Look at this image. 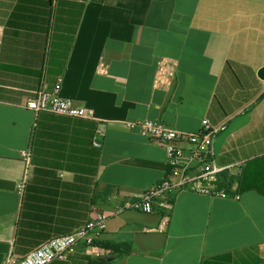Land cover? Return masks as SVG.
<instances>
[{"label": "crops", "instance_id": "obj_1", "mask_svg": "<svg viewBox=\"0 0 264 264\" xmlns=\"http://www.w3.org/2000/svg\"><path fill=\"white\" fill-rule=\"evenodd\" d=\"M162 59L176 63L169 91L154 88ZM262 67L264 0H0V264L99 213L101 242L129 247L107 264H264ZM59 79L93 119L26 108ZM144 120L226 125L214 149L228 198L176 192L164 230L160 213L115 215L170 175L164 150L123 124ZM109 257L79 246L50 264Z\"/></svg>", "mask_w": 264, "mask_h": 264}, {"label": "built area", "instance_id": "obj_2", "mask_svg": "<svg viewBox=\"0 0 264 264\" xmlns=\"http://www.w3.org/2000/svg\"><path fill=\"white\" fill-rule=\"evenodd\" d=\"M175 68V61L162 59L155 73L154 88L169 91ZM61 83L62 80L59 79L51 90L41 86L27 102L26 108L35 114L46 112L74 119H93L91 110L60 95ZM123 124L125 129L136 130L141 137L156 142L164 150L170 175L142 195L125 200L115 215L128 210L160 213V230H164L169 222V213L174 207V193L188 191L210 198H228V191L219 186V177L227 168L216 163L214 149L215 140L220 133L226 131V125L213 126L203 120L200 132L188 133L172 129L155 120ZM104 127V124L100 125V137L103 136ZM30 157L29 150L21 152L25 165H29ZM109 217L105 213H99L75 233L52 239L23 258L9 256L4 264H50L54 261H68L79 246L85 247L86 253L95 258L109 257L110 251L96 244L101 241L106 231Z\"/></svg>", "mask_w": 264, "mask_h": 264}, {"label": "trees", "instance_id": "obj_3", "mask_svg": "<svg viewBox=\"0 0 264 264\" xmlns=\"http://www.w3.org/2000/svg\"><path fill=\"white\" fill-rule=\"evenodd\" d=\"M232 178L228 177L227 174H222L219 177V186L225 190H228L232 184ZM96 244L102 248L108 249L110 251L109 256L125 255L129 252V247L127 245H119L116 243H102L101 241L96 242ZM97 264H107V261L102 260L97 262Z\"/></svg>", "mask_w": 264, "mask_h": 264}, {"label": "water", "instance_id": "obj_4", "mask_svg": "<svg viewBox=\"0 0 264 264\" xmlns=\"http://www.w3.org/2000/svg\"><path fill=\"white\" fill-rule=\"evenodd\" d=\"M258 77L259 79H261L262 81H264V67H262L259 72H258ZM106 261L110 262L112 261V258H107Z\"/></svg>", "mask_w": 264, "mask_h": 264}]
</instances>
